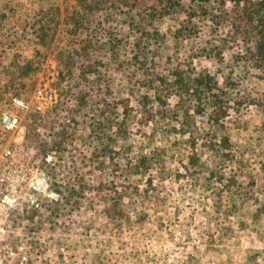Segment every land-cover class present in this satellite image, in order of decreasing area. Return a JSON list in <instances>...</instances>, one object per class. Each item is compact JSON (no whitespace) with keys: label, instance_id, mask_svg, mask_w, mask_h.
<instances>
[{"label":"rangeland","instance_id":"374dc122","mask_svg":"<svg viewBox=\"0 0 264 264\" xmlns=\"http://www.w3.org/2000/svg\"><path fill=\"white\" fill-rule=\"evenodd\" d=\"M160 1L0 0L6 264H264V66L251 53L257 29L241 25L242 2L182 0L167 9ZM233 12L243 28L234 39ZM180 27L190 35L176 37ZM221 47L222 60L213 54ZM84 62L95 71L83 74ZM192 66L229 90L215 139L207 114L193 110L183 125L190 131L180 132L179 98L169 91ZM125 97L129 139L116 145L118 156L88 166L97 104ZM143 108H153L154 118L140 121ZM75 162L92 193L71 189ZM117 201L129 217L116 221L105 212Z\"/></svg>","mask_w":264,"mask_h":264},{"label":"trees","instance_id":"16d2710c","mask_svg":"<svg viewBox=\"0 0 264 264\" xmlns=\"http://www.w3.org/2000/svg\"><path fill=\"white\" fill-rule=\"evenodd\" d=\"M81 6L91 7V1L94 4L100 5L102 0H77ZM202 1V0H198ZM238 4L240 2L244 3L241 9L238 11L239 15L242 13L244 15H240L239 18H244V22L241 24L245 28L248 26L251 28L257 29L255 44L251 51L252 57L256 61V66L262 67L264 66V0H255L252 6L247 7V4L251 0H235ZM162 6L167 9H176L179 6L183 5L182 0H162ZM228 19L231 20L232 25H234L235 29L233 32H229L231 37L234 39L232 33L234 34L237 30L243 29L242 26H239L240 22L237 23V15L235 12L232 14H228ZM249 20V21H247ZM254 21H256L254 23ZM249 23V24H248ZM236 30V31H235ZM178 35L176 37L185 38L189 36V30L186 28H178ZM44 35H46V29H43ZM242 33V31H241ZM243 35V34H242ZM116 37V36H114ZM215 57L222 60V47L215 50L213 52ZM95 67L89 63L84 62L81 64L82 73H90L95 71ZM190 74L188 76L185 75V72L179 73L177 77L176 84H174L169 94L173 96H177L179 98V103L177 104L176 116L177 119H182L179 121L180 124V132L185 133L190 131L187 128H184L183 125L189 124L190 111L193 110L196 113H206L208 117V121L210 122V129L213 132V136L211 139H215L218 135H223V118L226 116L228 111V100L230 99L229 90L225 88L223 85H219L217 78L214 74L209 72L206 69H197L192 66L190 70ZM164 81V79H161ZM156 88V96L157 99L161 101L162 97L159 95L161 91L160 87L153 86ZM158 87V88H157ZM170 89V88H169ZM192 93V94H191ZM193 95L192 99L196 102L186 103V100ZM191 99V98H190ZM130 99L128 97L123 98L122 100H103L100 104H97L98 111L100 113L94 117V119L90 122V136L92 137L91 142L88 143L89 153H87V157L91 160L90 164H87L91 167L93 165V161H97L98 163H104L107 158L113 159L116 155L118 156L119 150L116 148L117 144H125V141L129 139V135H131L130 125H129V111H130ZM122 107V113L118 114V109ZM141 116L139 117L140 121L145 119L154 118L155 112L153 108H143L141 110ZM194 123V121H193ZM199 136L195 135L192 132V146H195V141H197ZM203 140L206 139L205 136H201ZM224 138V137H223ZM206 141V140H205ZM61 145V142H59ZM60 147V146H58ZM73 149L74 147L72 145ZM59 149H63L60 147ZM64 151V150H63ZM118 160V159H117ZM116 160V161H117ZM119 161V160H118ZM77 172L75 174L74 183L71 185V189L74 191L75 195H80L81 193H90L92 185L87 181L86 170H79V165H76ZM48 171L53 173L54 168H49ZM137 171V170H136ZM112 187L116 194H120L116 182H112ZM92 193V192H91ZM94 194V193H93ZM92 194V195H93ZM96 195V194H95ZM97 195L103 196L104 198L107 193L103 194L101 192ZM106 216L113 220H123L128 216L126 214L123 207L120 206L119 202H115L113 204H107L106 206Z\"/></svg>","mask_w":264,"mask_h":264},{"label":"built area","instance_id":"2783aa9c","mask_svg":"<svg viewBox=\"0 0 264 264\" xmlns=\"http://www.w3.org/2000/svg\"><path fill=\"white\" fill-rule=\"evenodd\" d=\"M3 121L5 122L6 125H12L13 124V122L11 121V118L6 116V115L3 117ZM8 256H9V253L6 254V253H4V251H2L0 249V264H6V260H7Z\"/></svg>","mask_w":264,"mask_h":264}]
</instances>
